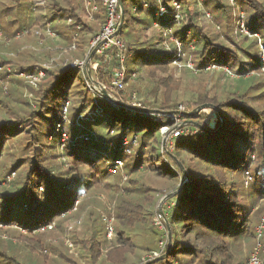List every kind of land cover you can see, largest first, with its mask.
I'll list each match as a JSON object with an SVG mask.
<instances>
[{"label":"trees","instance_id":"trees-1","mask_svg":"<svg viewBox=\"0 0 264 264\" xmlns=\"http://www.w3.org/2000/svg\"><path fill=\"white\" fill-rule=\"evenodd\" d=\"M86 1L96 8L91 18ZM172 1L180 5L178 24ZM25 2L32 12L44 10L41 18L50 21L40 25L33 20L21 36L33 35L36 46L46 47L48 29L54 35L46 33L48 39L64 40L53 31L54 20L57 27L64 22L71 41L66 38V45L56 46L65 61L41 68L43 77L35 86L6 74L7 69L15 76L36 74L39 61L25 63L35 46L19 47L10 58L8 42L0 44V264H146L154 255H164L166 230L155 226L156 205L180 188L184 176L179 164L189 183L161 207L170 225L171 246L164 258L151 264H245L255 249L264 264V220L259 209L252 212L257 205L248 206L242 194L248 179L250 188L264 194L262 0H122L124 18L116 39L123 48L95 52L88 67L93 83L124 105L116 108L89 89L86 67L70 66L86 62L93 50L92 40L105 23L101 0ZM160 7L165 14H159ZM165 29L173 31L179 45L164 37ZM164 44L174 47L166 50ZM21 53L25 57L14 63ZM178 69L181 74L175 78ZM116 81L122 82V89L113 86ZM26 92L30 97H24ZM185 94L190 96L186 99ZM201 105H212L221 116L207 129L212 134L186 124L181 132L187 135L167 144L170 156L163 153L161 128H172V116L181 119L180 124H200L207 118L203 112L178 113ZM78 117L87 126L81 135L88 141L96 136L105 140V152L117 139L111 165L124 166L127 185L113 209L111 239L93 209L109 185L106 176L113 177L104 163L96 166L101 158L89 152L99 147L88 143L80 148L71 141L61 161L55 142H46L58 140V129L71 140L80 137L77 128L64 123L70 120L73 125ZM21 135L23 143L12 147ZM123 139H130V145L124 147ZM20 217L24 225L15 221ZM79 218L84 220L82 230H72L69 241L68 225ZM160 242L165 243L163 250ZM149 255L153 257L144 259Z\"/></svg>","mask_w":264,"mask_h":264},{"label":"rangeland","instance_id":"rangeland-1","mask_svg":"<svg viewBox=\"0 0 264 264\" xmlns=\"http://www.w3.org/2000/svg\"><path fill=\"white\" fill-rule=\"evenodd\" d=\"M262 2L264 3V0H262ZM42 15H45V11L44 10H38V11L32 12V10L29 9V6L25 2V0H0V36H1L0 44H3L4 42L5 43L8 42L7 44H9L10 47H11L10 51H12V52H7L6 56H9L10 58H13L14 57L13 53H15V50H17V48H19V47L25 46L27 48L28 45L35 46V48H33V50H32L33 53L31 55V57L29 59L27 58V60H25V63L26 64L31 63V62L34 61V59L38 60L40 66H41V67L38 68L39 71L41 70V68H48V67L52 66V64H55V63H60L61 64L62 61H65V60H62L63 55L60 54L56 50L57 49L56 46L57 45H61V47H62L64 45H66L67 42L64 41V40H66V38L69 40L68 44L71 41V36L69 35V33L66 30V28L63 27L64 26V22L63 21L61 22L63 24L62 27H57L58 26L57 22H55L54 20L50 22V24L53 27V31L54 32L57 31L59 36H63L64 37L63 38L64 40L52 41V39H48L50 37H47L46 33L44 34L43 32H41V31H39L37 29L36 31L39 34L40 33L44 34V37H45L44 39H47V41L49 40V42H50L49 45H46V47H47L46 48V47H42L40 44H39L40 46H36L35 45V41H34L35 37H33V35L30 36V37H28L25 34L23 36H21V30L23 28L28 29L30 27L31 23L33 22V20L38 21L40 25L43 24V22L46 23V21L49 20V19L45 20L46 18L42 19L41 18ZM49 17H51V16H49ZM207 20L210 21V18H207ZM66 24H69V23L67 22ZM240 25H241V23H240ZM210 26H211V24H210ZM172 34H173V31H172ZM36 39L38 40V38H35V40ZM171 42H173L175 45H179L178 43H176V40H175V42L173 41V37L172 36H171ZM164 47H165L166 50H168V49H172L174 47V45L171 46L170 44H164ZM43 48H45V49H43ZM90 48H92V47L90 46ZM93 48H96V46L93 47ZM46 52L49 53L48 56L46 55L47 54ZM25 54L26 53H21L20 55H17L16 58L14 59L15 60L14 63H16V64L20 63V61L25 57ZM263 55L264 54H262V57H263ZM180 66H181V69H182L183 66L182 65H180ZM187 67L190 68V65H187ZM262 67H263L262 73H264V63L262 65ZM181 69H178V70L175 71V73H174V77L175 78L180 76V74H181L180 70ZM6 74H8L9 77L11 76V78L15 77V78H12V79H16L17 78V79H20V80L22 79V80L26 81V79L24 77H20L19 74H18V76H15L16 74L14 72H11L9 69L6 70ZM36 74H34V75H36ZM182 76L183 75H181V77ZM186 76L187 75L183 76L184 80L187 79ZM188 79H189V77H188ZM25 81H24L25 84H29L27 81L26 82ZM194 82L192 81V83H194ZM23 94H24V97H27V98L30 97V94H28L27 92L23 93ZM189 96L190 95L185 94V98L186 99ZM183 105L188 107L187 104H183ZM132 107L138 108L139 105L138 104H133ZM180 111L182 113L187 114L185 116H192L191 113H193V112H190V111L189 112L185 111V109H183V110L181 109ZM201 112H203L207 116V118H206V120L200 122V124H202L204 126L206 124H208V125H210L209 128L212 129L213 125H214L213 122L215 121L216 118H214L211 122H210V119L213 118L214 112L211 109H209V108L204 109V111H201ZM88 116H91L90 119L92 118L91 114H89ZM94 116L99 118L100 117V112H98V113L94 112ZM0 119H1V115H0ZM170 120L173 121V124H174L172 126V128L163 127L160 130V132H161L160 134H161L162 139H163L169 133L170 130H172L175 127H178V132H179L178 138L171 139L170 136L168 138V143L167 144L170 145V143H171L173 145L176 141L180 140V138L182 136L187 135V134L181 132V127L186 125V124H188V123L180 124L181 123V121H180L181 119H178L175 116H172V118L170 117ZM63 121H64V119H63ZM81 121H82L81 117L76 118L74 120V124H73L74 126L71 124L70 120L69 121L68 120L64 121V123L66 122L67 125H69V126L71 125L70 128L73 129L75 127V129L76 128L78 129L77 135L80 136V137H78V138L76 137L77 139L74 138V140H71L72 138H70L65 131H63V130L61 131V129L60 130L58 129V132L56 133V135H57L56 138L58 140L54 141V139L50 140L48 138L46 142L49 143L50 146H52V144H54V142H55L56 157L58 159L59 156H60V160L61 161H65V157L62 156L63 155L62 150L71 141L77 142L80 148H83L84 144H88V143L95 144L99 148H97V147L95 148L94 147L92 150H89V152L91 153V155L92 154L93 155H98V158H101V159L97 158L100 163L98 162V164H96V166H99V165L104 163L103 164L104 167L106 168L108 174H110L109 173L110 167L113 166V165H111L112 160H113L112 152L114 151V148L117 145V144H115V143H117V139L113 142V145H111L114 148H112V150L110 152H105V149L108 148L107 147L108 143H105L106 142L105 140L100 141V139L97 136L95 137L96 140L93 139L91 141H86L85 142V140L82 139V137H81L82 135L81 134H83V132H85L87 126L84 125V124H81ZM155 121L158 122V120H155ZM21 136L18 137L17 139H14L15 141H13V143H12L13 146L12 147L19 148L21 143H23V137L24 136H22V137ZM111 136H113V135H111ZM125 140H127L128 145H130V139H125ZM123 141H124V139H123ZM108 146H110V145H108ZM100 148H102V150ZM0 159H1V157H0ZM58 162H59V160H58ZM67 162H69V161H67ZM128 163H129V161H128ZM120 166H118L115 174H110L113 177L106 176L107 180L109 181V185L104 186L103 190H101V193H99L98 204H94V206H93V209L98 213V218L100 220V225L101 226H104V223L102 221L103 218H111L112 219L113 232H114V226L116 224L115 223L113 209H114V207H115V205H116V203H117V201L119 199L120 194L123 193V191H124L123 188L127 185V176H126L125 172L123 171L124 166H122L121 163H120ZM129 166H130V164H129ZM11 177H13V175H11ZM251 183H252L251 181H247V180L243 183V187L245 189V191L242 193L243 197L245 199V202L248 204V206H250L249 204H251V203H254V204L257 205V207L255 209H252V212H254L255 210L259 209L258 211H260V215H261V217L264 220V194L261 195V193L257 189L258 187H255L253 189L250 188V186H251L250 184ZM162 198L159 200V202L156 205V211H158V206H159V203L162 200ZM164 203H162V205ZM162 205H161V207H162ZM24 210L25 209H22L21 211L23 212ZM157 216H159L158 212H157ZM23 218L20 217V218H18L15 221L17 223L21 224V225H24L23 222H24L25 219H23ZM262 221L260 223H262ZM83 225H84V220L82 218L76 219L71 224H69L68 228H67V240L70 241L71 237L69 238L68 235H69V233L72 232V230L73 231L76 230V232L79 233L80 230H82V226ZM73 228H76V229H73ZM104 230H105V228H104ZM255 231H256L257 235L260 234L259 227L256 228ZM70 249H71V252L76 253V249L74 248V246H72V244L70 245ZM255 250H257V249H255ZM154 256H155L154 258L159 257L157 255H154ZM151 257H153V256L149 255V256H146L144 259H148V258L150 259ZM154 258H151L150 260H153Z\"/></svg>","mask_w":264,"mask_h":264},{"label":"built area","instance_id":"built-area-1","mask_svg":"<svg viewBox=\"0 0 264 264\" xmlns=\"http://www.w3.org/2000/svg\"><path fill=\"white\" fill-rule=\"evenodd\" d=\"M161 0H157V2H160ZM232 1V0H230ZM196 2L200 3L201 0H196ZM102 6L105 10V23L102 27V30L100 33L94 37L91 43L92 49H95L93 47L96 46V51L98 53H101L102 51L108 50L110 48H116V49H122L123 45L120 41L116 39V34L118 33V23H119V2L118 0H101ZM172 7L174 11V16H173V21L178 24L180 23V5L176 1H172ZM145 7H147L145 5ZM85 9L88 12L89 17L91 18L92 13L96 9L95 6L90 2L86 1L85 3ZM159 14L163 15L165 14V9L163 7L159 8ZM46 33L48 36L53 37L54 35L50 33V31L47 29ZM164 37L171 39L172 36V30L170 29H165L164 32ZM95 45V46H94ZM71 67H78L80 69H84L86 67V62H75L70 64ZM20 77H24L26 81L32 85L35 86L36 83L38 82L39 79L43 77V73L41 71H38L36 76L35 75H23L19 74ZM121 77V76H120ZM113 86L117 89H122L123 85L121 81H116L113 83ZM91 91L96 92V87L91 84L89 87ZM116 108V106H113ZM167 131V130H166ZM171 139L178 138L179 132H178V127L173 128L172 130L169 131ZM82 139L85 141H88L87 136H81ZM124 147L128 146L127 140H124L123 142ZM127 153H129V149L126 150ZM118 166H120L119 162H114L113 167H110L109 173L114 174L115 171L117 170ZM121 167V166H120ZM249 181V179L247 180ZM103 223L106 231V238L111 239L112 236L114 235L113 233V228H112V219L111 218H103ZM155 226L161 230L164 231V224L163 220L161 219L160 216L156 217L155 220ZM159 248L163 250L165 248V243L160 242L159 243ZM245 264H263L262 261L258 257V249L255 250L253 254L248 258V260L245 262Z\"/></svg>","mask_w":264,"mask_h":264},{"label":"water","instance_id":"water-1","mask_svg":"<svg viewBox=\"0 0 264 264\" xmlns=\"http://www.w3.org/2000/svg\"><path fill=\"white\" fill-rule=\"evenodd\" d=\"M118 4H119V23H118V31L121 29V26H122V23H123V18H124V10H123V5H122V0H118ZM97 48L93 49L91 52H90V55L88 56L87 60H86V75H87V79L88 81L93 85L95 86L97 89H96V92L104 97L105 99H107L110 103H112V106H124L123 104H121L120 102H118L114 97H112L104 88H102L101 86L99 85H95L89 75V70H88V67H89V62H90V59L91 57L93 56V54L95 53ZM211 109L213 112H214V115H213V118L210 119V122L214 119V118H221L220 114L218 113L217 109L215 107H213L212 105H201L199 107H197L193 113H191V115H195L196 113H199L201 111H204V109ZM144 112H148V113H153L155 111H150V110H142ZM172 113V112H170ZM175 114V113H174ZM178 114H185V113H178ZM187 115V114H185ZM222 123V121H220ZM190 125H193L194 127L198 128L199 130H201L202 132H205V133H209V134H212L211 132H209L207 129L209 128L210 125L206 124L205 126L202 125V124H198V123H193V122H186ZM170 136V133H168L163 139H162V142H161V147H162V152L167 154L168 156H170V154L168 153V151L166 150V146H167V143H168V138ZM179 168L181 170V172L183 173V176H184V180L180 186V188L178 190H176L175 192L171 193V194H168L166 196H164L162 198V200L160 201L159 203V206H158V214L159 216L161 217V219L163 220V223H164V226H165V230H166V241H167V250H166V253H168V251L170 250V246H171V229H170V225L167 221V219L165 218V216L163 215V212H162V209H161V205L162 203H164L166 200L172 198L173 196H175L176 194H178L179 192H181L189 183V177L187 175V173L185 172V170L183 169V167L179 164ZM166 253L162 256H159V257H156L154 258L153 260H150L149 262H147L146 264H151L157 260H160L162 258H164L166 256Z\"/></svg>","mask_w":264,"mask_h":264}]
</instances>
